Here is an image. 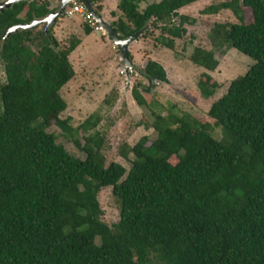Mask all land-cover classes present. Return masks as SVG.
I'll return each instance as SVG.
<instances>
[{
    "label": "trees",
    "instance_id": "1",
    "mask_svg": "<svg viewBox=\"0 0 264 264\" xmlns=\"http://www.w3.org/2000/svg\"><path fill=\"white\" fill-rule=\"evenodd\" d=\"M199 1L161 0L142 9L148 0H119L115 16L121 15L111 26L124 40L159 30L156 41L175 50L196 25L180 11ZM244 8L253 16L249 24ZM102 9L96 7L99 17ZM223 10L238 22L216 23L213 47L236 49L254 64L212 102L209 120L173 104L159 106L166 115L152 110V122L143 125L154 137L121 148L129 168L108 164L99 116L78 129L61 118L68 106L61 92L75 77L70 56L79 40L62 48L55 24L5 38L11 28L49 16L50 3L23 1L0 12L6 75L0 82V264H264V0L223 2L204 14ZM84 31L94 32L87 24ZM190 61L208 71L198 88L211 99L220 88L210 74L219 67L216 53L196 47ZM140 73L150 86L137 83L132 97L151 108L142 89L151 93L155 81L169 82L168 74L155 61ZM54 125L85 159L49 131ZM105 189L119 206L113 226L99 201Z\"/></svg>",
    "mask_w": 264,
    "mask_h": 264
},
{
    "label": "rangeland",
    "instance_id": "2",
    "mask_svg": "<svg viewBox=\"0 0 264 264\" xmlns=\"http://www.w3.org/2000/svg\"><path fill=\"white\" fill-rule=\"evenodd\" d=\"M44 1L56 3V0ZM160 1L148 0L147 4H142L141 8L144 9L147 5ZM231 1L200 0L183 8L180 11L181 14L195 18L196 25L188 26L187 35L181 40H176L175 50H169L156 41V38L161 35L159 30L154 31L147 38L141 35L132 44L131 55L134 59V67L127 73L121 58V48L115 46L109 35L101 36L96 31L87 35L84 31L86 23L79 15H75L74 18H69L66 15L60 17L54 23L56 27H54V34L61 47L70 46L73 40L80 42L70 56L75 77L61 92L68 104L61 118L63 120L70 119V125L74 129H78L90 117L99 116L101 122L96 130L106 137L107 148L104 153L107 156L108 164L118 162L127 168L130 167V163L121 156V148L125 145L134 146L144 136L154 137L153 129H146L143 125V123L147 124L148 120L152 122V110L166 115L168 111H164L159 106H164L167 110L173 104L180 111L184 110V112L206 121L212 102L225 96L232 81L245 75L254 64L251 58L236 49H229L225 46L216 50L210 40L209 35L216 23H237L238 19L230 10H223L218 15H206L204 10L211 5ZM118 3L119 0H101L97 5H94L103 8L100 12L101 17L112 24L118 20L113 12H118ZM244 12L246 23L253 22L251 11L244 8ZM43 27L40 26L39 29ZM196 47L214 51L219 61L218 69L210 74L219 82L220 88L215 96L208 100L202 97L198 88L200 77L208 71L190 61ZM33 48L36 50L35 47ZM149 61L158 62L166 69L169 82L155 81V87L149 94L142 89L145 98L151 103V108L143 109L134 101L132 89L137 83H142L147 88L150 86L148 79L140 73L144 71ZM137 69L140 72L137 73ZM5 81L4 66L0 62V82L4 83ZM159 102L161 105L158 104ZM49 131L59 136V141L70 153L85 159V154L63 136L59 127L54 125L49 128ZM94 133L95 131L91 134ZM216 136L222 137V133L218 129ZM79 138L83 141L82 135ZM99 201L104 212V221L109 226H113L119 221L120 211L112 189L103 190L100 193Z\"/></svg>",
    "mask_w": 264,
    "mask_h": 264
},
{
    "label": "water",
    "instance_id": "3",
    "mask_svg": "<svg viewBox=\"0 0 264 264\" xmlns=\"http://www.w3.org/2000/svg\"><path fill=\"white\" fill-rule=\"evenodd\" d=\"M21 1H26V0H13V2L11 3H7L6 5H4L3 7H10L13 3H19ZM60 1V5L61 8L56 11V12H52L47 18L44 19V22H46L48 25V27H50L52 24L56 23V21L58 20V18H60V16L62 17L68 7V5L74 1H79L85 4V6L88 8V10L90 11V13L94 16V18H96L99 26L101 27V36H103V32H105L106 35H109L110 38H112L115 46H119L121 48V58H122V62L124 63V67L127 71L129 70H133V63L130 61L129 59V53H131V45L133 44V42H135L136 40H138V38L143 35V31H140L136 34H134L133 36H131L128 39H121L114 31L113 27L111 26V24L109 22H107L105 19H103L102 17H99L97 15L96 9L92 3V0H59ZM2 7V8H3ZM0 8V9H2ZM36 22L38 24L42 23L43 20H39V21H35L34 24H36ZM34 26V25H31ZM28 26L27 25H17L13 28H11L6 37H9L12 33L17 32L19 29H26Z\"/></svg>",
    "mask_w": 264,
    "mask_h": 264
},
{
    "label": "built area",
    "instance_id": "4",
    "mask_svg": "<svg viewBox=\"0 0 264 264\" xmlns=\"http://www.w3.org/2000/svg\"><path fill=\"white\" fill-rule=\"evenodd\" d=\"M64 15H66L69 18H74L75 15H79L82 21L86 23L87 25H89L91 28H93L94 31L98 33L101 32V27L99 26L96 18H94V16L90 13L88 8L82 2L74 1L70 3ZM103 34L106 35L105 32H103Z\"/></svg>",
    "mask_w": 264,
    "mask_h": 264
},
{
    "label": "flooded vegetation",
    "instance_id": "5",
    "mask_svg": "<svg viewBox=\"0 0 264 264\" xmlns=\"http://www.w3.org/2000/svg\"><path fill=\"white\" fill-rule=\"evenodd\" d=\"M26 1H32V0H26ZM21 2H23V1H21ZM7 3H9L8 2V0H2L1 2H0V8H2L4 5H6ZM20 3V2H19ZM15 4H18V3H13L10 7H3L2 9H0V12H3L4 10H6V9H11ZM61 8V5H60V1H56V3L54 4V6L52 7V9H50V10H53L52 12H56V11H58L59 9ZM24 14V13H23ZM22 14V18L24 17V15ZM48 17V16H47ZM47 17H45V18H47ZM61 17V16H60ZM59 19V18H58ZM39 20H43V22L42 23H40V24H38L37 22H36V24H34L35 23V21H39ZM24 25H27L28 27L26 28V29H34L37 33L38 32H43V31H47L48 29L50 30V28H52L53 27V24L50 26V27H48L47 25V23L46 22H44V19H35L34 21H32L30 24H24ZM31 25H34V26H31ZM40 26H44L42 29H39V27ZM36 28V29H35ZM48 30V31H49Z\"/></svg>",
    "mask_w": 264,
    "mask_h": 264
},
{
    "label": "crops",
    "instance_id": "6",
    "mask_svg": "<svg viewBox=\"0 0 264 264\" xmlns=\"http://www.w3.org/2000/svg\"><path fill=\"white\" fill-rule=\"evenodd\" d=\"M56 1H59V0H56ZM51 3V2H50ZM53 3H51V8L50 9H52V7H53ZM118 6V5H117ZM113 12H115V13H118V12H116V11H113ZM120 15H121V13H120ZM120 15H116L115 16V18H119L120 17ZM115 18H112L113 20L115 19ZM104 19V18H103ZM107 22H110V21H108L107 19H105ZM111 24V23H110ZM56 28V27H55ZM53 32H54V30H53ZM55 35V34H54ZM56 37V36H55ZM134 44V43H133ZM131 51H132V45H131ZM132 53V52H131Z\"/></svg>",
    "mask_w": 264,
    "mask_h": 264
},
{
    "label": "snow or ice",
    "instance_id": "7",
    "mask_svg": "<svg viewBox=\"0 0 264 264\" xmlns=\"http://www.w3.org/2000/svg\"><path fill=\"white\" fill-rule=\"evenodd\" d=\"M9 3L13 2V0H8Z\"/></svg>",
    "mask_w": 264,
    "mask_h": 264
},
{
    "label": "clouds",
    "instance_id": "8",
    "mask_svg": "<svg viewBox=\"0 0 264 264\" xmlns=\"http://www.w3.org/2000/svg\"><path fill=\"white\" fill-rule=\"evenodd\" d=\"M104 35V34H103Z\"/></svg>",
    "mask_w": 264,
    "mask_h": 264
}]
</instances>
